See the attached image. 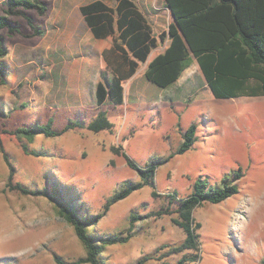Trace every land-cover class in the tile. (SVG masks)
<instances>
[{
	"label": "rangeland",
	"instance_id": "obj_1",
	"mask_svg": "<svg viewBox=\"0 0 264 264\" xmlns=\"http://www.w3.org/2000/svg\"><path fill=\"white\" fill-rule=\"evenodd\" d=\"M90 1L45 0V14L28 11L42 34L33 35L20 15L12 19L24 33L1 31L9 69L8 84L0 87V264H56L57 255L72 261L86 254L74 228L48 198L9 189L1 146L15 167L13 182L37 190L55 184L94 218L90 232L131 236L105 247L100 256L104 264H136L141 258L143 264H175L188 251L176 249L185 234L173 222L178 213L171 195L176 191L188 196L199 178L218 187L229 176L239 192L220 203H203L193 212L202 226L196 260L188 264H262L264 96L217 98L197 67L184 81L163 90L147 80V63L141 62L134 77L125 81L124 103L108 99L99 106L97 82L111 79L115 65H104L101 50H94L103 41L93 36L80 11ZM105 1L116 5V0ZM154 6L161 5L157 0L139 2L152 27L160 30L154 22L160 10ZM0 14H5L2 6ZM101 111L114 123L113 130L87 127ZM49 118L55 130L79 125L55 137L38 134L33 141L5 131ZM193 123L197 140L178 153L183 133ZM22 143L38 155L26 154ZM123 152L142 168L161 163L153 185L133 191L106 211V203L124 183L142 181ZM237 170L243 175L235 180ZM132 214L140 216L129 230Z\"/></svg>",
	"mask_w": 264,
	"mask_h": 264
},
{
	"label": "trees",
	"instance_id": "obj_2",
	"mask_svg": "<svg viewBox=\"0 0 264 264\" xmlns=\"http://www.w3.org/2000/svg\"><path fill=\"white\" fill-rule=\"evenodd\" d=\"M175 19L158 36L145 15L134 0H116L115 7L104 0H93L80 6V11L90 27L95 38L104 39L113 36L114 47L129 55L126 58L127 69L123 65L117 69L111 79L99 80L96 86V101L99 106L109 99L115 105L125 101L123 80L131 78L140 62L146 63L154 48L160 42L170 39L169 46L152 58L146 67L145 77L151 83L161 88L175 84L185 69L194 60L206 80L212 94L217 98H233L240 96H264V0H165ZM5 14H0V87L8 84L7 72L9 64L5 60L8 53L5 38L1 31L9 33H24L13 21L12 16H24L34 29V34H42L28 14L37 10L45 14L48 6L45 0H2ZM30 36L32 34H26ZM2 109L0 108V115ZM54 119L46 123H36L21 126L14 130H5L16 135L18 139L26 138L33 141L36 135L55 137L75 128L79 124L69 123L61 130L53 128ZM87 127L95 132L113 130L114 123L106 111H101L93 118ZM183 142L178 153L190 149L197 140L196 125L193 123L183 133ZM26 154L38 155L30 150L28 144L22 143ZM119 152L118 148H114ZM3 157L9 167L7 186L25 195L44 196L53 204L59 216L65 219L73 228L78 239L83 244L86 254L76 260H65L55 256L56 264H104L100 256L107 245L125 243L130 235L113 234L108 237L99 236L96 229L92 232L89 226L94 218L79 210L74 201L57 185L46 186L42 190L28 187L21 182H13L15 167L8 154L1 146ZM128 165L137 170L142 181H128L105 205V210L116 201L129 196L133 191L153 185L155 171L159 163H149L145 168L138 166L123 152ZM242 171L234 173L235 180L242 177ZM222 186L214 187L206 178H199L193 183L192 192L186 197H180L176 191L171 195L170 203H176L178 217L173 222L183 229L185 237L177 251H188L175 264H188L195 261L194 252L199 250V228L202 224L195 220L193 212L203 203H220L239 192V185L226 176ZM153 195L156 191L153 190ZM168 208L167 212L168 213ZM160 213H163L162 211ZM140 215L132 214L130 229ZM96 220V219H95ZM141 258L136 264H143ZM161 264H173L165 261ZM264 264V259L262 260Z\"/></svg>",
	"mask_w": 264,
	"mask_h": 264
},
{
	"label": "crops",
	"instance_id": "obj_3",
	"mask_svg": "<svg viewBox=\"0 0 264 264\" xmlns=\"http://www.w3.org/2000/svg\"><path fill=\"white\" fill-rule=\"evenodd\" d=\"M93 1V0H92ZM105 1V0H104ZM135 2H136V4L138 5V7H139V2H141V0H134ZM158 2H159V4L161 5L160 7H155V8H157V10H160V11H156L157 13L156 14H154V22L156 23V24H159V25H161L163 28L162 29H160V30H156V29H154L153 27H152V25H151V23H150V25H151V27H152V29H153V34L155 35V36H158L163 30H167V28H168V26H169V24H171L172 22H174L175 21V19H174V17H173V15H172V12H171V10L166 6V4H165V0H157ZM106 2V1H105ZM107 3V2H106ZM108 4V3H107ZM153 5H155V4H153ZM139 9H140V7H139ZM141 10V9H140ZM147 17V16H146ZM148 19V18H147ZM149 21V20H148ZM90 28V27H89ZM96 39H98V38H96ZM99 40H101V41H103V42H101L100 44H98L95 48H94V50H101V52L103 53V58H104V65H106V66H114L113 67V70L115 69V68H119L120 67V65H123V68L126 70L128 67H127V64H126V58H127V56H129V55H126V54H124V53H122L121 51H119L118 49H116L115 47H114V38H113V36L111 35V36H108L107 38H104V39H99ZM169 44H170V39L168 38V39H166V41H164V42H160L159 41V44H158V46L156 47V48H154L153 49V51L155 52V55H154V57L157 55V54H159V53H162L168 46H169ZM154 57H152V56H149V59H148V61L146 62L147 64H148V62L152 59V58H154ZM141 63V62H140ZM147 67V66H146ZM192 67L193 68H195V67H197V68H199V65H198V63H197V61L196 60H194L193 61V63H192V65L190 66V67H188L187 69H185V71L183 72V74L181 75V77L177 80V82L176 83H178V82H182V81H184V79H185V77L187 76V75H189V73H190V69H192ZM200 69V68H199ZM146 70V69H145ZM137 72H138V69H137ZM136 72V73H137ZM114 73H115V70H114ZM135 73V74H136ZM134 74V75H135ZM134 75L131 77V78H129V79H132L133 77H134ZM129 79H125V80H123L122 82H123V85H124V87H125V81L126 80H129ZM153 84V83H152ZM154 85V84H153ZM174 85V84H173ZM155 86V85H154ZM157 86V85H156ZM126 88V87H125ZM161 88V87H160ZM169 88V87H168ZM163 90L164 89H167V88H162ZM160 91H162V90H160Z\"/></svg>",
	"mask_w": 264,
	"mask_h": 264
}]
</instances>
